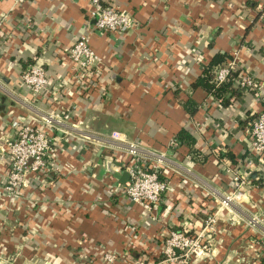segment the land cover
<instances>
[{
	"label": "crops",
	"instance_id": "1",
	"mask_svg": "<svg viewBox=\"0 0 264 264\" xmlns=\"http://www.w3.org/2000/svg\"><path fill=\"white\" fill-rule=\"evenodd\" d=\"M102 1L136 26L85 29L88 0H0V264H106L105 252L115 264H264V151L248 138L264 107V0ZM81 33L100 57L82 87L67 55ZM214 56L253 79L225 104L192 86ZM29 63L47 78L39 93L21 82ZM17 122L49 134V165L7 196L6 141ZM180 129L191 141L169 145ZM128 141L162 154L155 209L130 200L112 174L130 161L116 148ZM231 172L245 177L236 189ZM171 229L199 233L205 249L165 260Z\"/></svg>",
	"mask_w": 264,
	"mask_h": 264
},
{
	"label": "built area",
	"instance_id": "2",
	"mask_svg": "<svg viewBox=\"0 0 264 264\" xmlns=\"http://www.w3.org/2000/svg\"><path fill=\"white\" fill-rule=\"evenodd\" d=\"M88 1L90 8L87 21L84 24L85 29L113 31L117 28L136 26L129 15L105 4L102 0ZM67 55L71 61L75 84L77 83L80 87L86 85V78L92 79L100 60L99 55L89 45L87 33L79 34L68 47ZM234 69L237 68H235L233 58L214 66L212 70L213 83L218 85ZM20 79L30 93H39L47 81L42 68L33 63H29L20 71ZM236 81L241 89L253 86L252 77L241 70L238 72ZM42 121L50 129L54 128L51 114L44 115ZM109 135L119 141L125 140L124 134L118 130H111ZM248 138L254 150L264 151V107L259 109L250 120ZM6 144L7 171L1 185V192L7 196H12L25 184L26 173H36L46 170L48 167L46 154L50 146V136L36 125L17 122L14 126V133L7 139ZM175 144V139L171 138L169 145L174 146ZM116 148L130 157V161H126L123 167L127 177L119 183V189L130 200L155 209L165 187V181L159 176V169L163 161L162 154L155 157L151 156V153H142L133 141L125 142L123 147ZM231 173L236 189L245 181V177L235 172ZM230 199L231 194L224 195L219 199V205L227 206ZM213 218V214L207 215L205 224L213 223ZM250 218L251 223L256 221L255 216H250ZM199 235L197 233L192 236L177 229L169 230L162 246L165 260L176 262L177 259H182L180 256H188L191 252L201 254L206 244L198 241ZM261 257L264 260V245L261 248ZM103 259L106 264H115L117 256L113 252H105Z\"/></svg>",
	"mask_w": 264,
	"mask_h": 264
},
{
	"label": "trees",
	"instance_id": "3",
	"mask_svg": "<svg viewBox=\"0 0 264 264\" xmlns=\"http://www.w3.org/2000/svg\"><path fill=\"white\" fill-rule=\"evenodd\" d=\"M223 56L212 57L207 67L204 69L202 75L197 77V79L192 83V86L197 84L203 86L214 97L219 98V101L221 103L225 104L228 102L232 94L238 93L236 87L238 86L236 77L239 71L238 69H234L230 71L229 75L224 81H222L218 85H215L212 81V70L214 66L220 63V60L222 59ZM227 58H230V56H228ZM183 137L185 139H188L189 140L188 142L191 141L190 135L183 129H180L179 132H177V134L174 136V139L177 143H179Z\"/></svg>",
	"mask_w": 264,
	"mask_h": 264
},
{
	"label": "water",
	"instance_id": "4",
	"mask_svg": "<svg viewBox=\"0 0 264 264\" xmlns=\"http://www.w3.org/2000/svg\"><path fill=\"white\" fill-rule=\"evenodd\" d=\"M119 165V162H116ZM112 174L118 179V181L123 182L127 177V173L125 169H122L120 172L112 171Z\"/></svg>",
	"mask_w": 264,
	"mask_h": 264
},
{
	"label": "rangeland",
	"instance_id": "5",
	"mask_svg": "<svg viewBox=\"0 0 264 264\" xmlns=\"http://www.w3.org/2000/svg\"><path fill=\"white\" fill-rule=\"evenodd\" d=\"M249 220H251L250 217H248L247 223H248V224H251V222H250ZM6 262H7V261H6Z\"/></svg>",
	"mask_w": 264,
	"mask_h": 264
},
{
	"label": "bare ground",
	"instance_id": "6",
	"mask_svg": "<svg viewBox=\"0 0 264 264\" xmlns=\"http://www.w3.org/2000/svg\"><path fill=\"white\" fill-rule=\"evenodd\" d=\"M237 194H238V192H237Z\"/></svg>",
	"mask_w": 264,
	"mask_h": 264
}]
</instances>
